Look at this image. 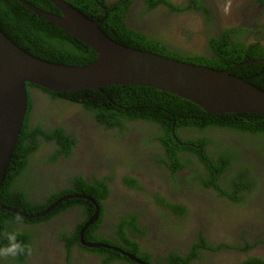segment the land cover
Returning a JSON list of instances; mask_svg holds the SVG:
<instances>
[{"label":"flooded vegetation","instance_id":"af4514ba","mask_svg":"<svg viewBox=\"0 0 264 264\" xmlns=\"http://www.w3.org/2000/svg\"><path fill=\"white\" fill-rule=\"evenodd\" d=\"M168 1L181 8L188 4L192 5L191 0L190 2L188 0ZM196 2L201 3L208 11L207 15L205 9L198 8L203 9L205 14L198 13L196 5L191 6L188 11L190 18L203 21L200 37L204 39L221 31L224 25L218 18L219 9L213 0H197ZM261 2L262 0H243V2L241 0L240 4H244L245 8L239 14L238 25L257 26L261 17L259 16L261 7L258 3ZM105 3L107 6L114 3L123 5L124 1L105 0ZM99 6L105 8L102 4ZM147 7L146 0L144 2L134 0L127 9L123 23L131 30L141 32L145 36L160 38L166 43L178 45L174 39L169 38L170 31L167 29L174 27L177 19H182L181 14L170 13L165 4L160 5L156 11L147 10ZM141 10H146L148 13L137 15ZM106 14L107 12L104 13ZM260 28L263 30V25ZM164 32L167 37H162ZM251 38L252 34L248 32L243 39L250 42ZM260 43L264 47V44ZM194 47L187 51L189 53L194 50L205 52V46L201 40L200 44H195ZM29 94L33 98L31 126L40 124L61 127L66 134L73 133L75 138L72 153L68 157L59 155L53 163L46 162L44 166L36 161L39 159L42 164L51 158L56 152V146L54 142L40 139V147L35 153L37 159L30 162L38 178L34 183L28 179L25 183L29 188L30 199L49 198L51 193H57L62 188H71L68 181L76 174L82 175L88 183L93 182V178L100 180L107 178L108 194L99 203L91 197L99 208L98 217L93 223L89 222L96 212V207L93 202L85 198L76 199L91 202L93 206L91 215L90 206L75 204L46 221L33 223L20 221L23 227L31 228L37 233L36 236L29 238L31 254H27L22 262L18 258L0 257V264H103L102 259H105V256L86 252L82 248L93 249L86 244H96L97 247L94 249L109 250L123 257L111 259V264H139L118 250L133 255L147 264H171L168 260L172 254L171 251H176L185 259L189 257L186 264H237L251 254L264 256V194L262 193L264 168L257 169L258 164L254 165L255 161L253 162L252 159L255 157L254 153L245 151L243 161L247 160L252 166L254 175L261 178L257 182V189L252 190L245 197V203L238 204L227 196L220 195L213 187L206 188L199 184L198 179H193V170L196 168L202 174L204 166L199 162L197 155L188 149L183 148L177 151L180 154L178 159L183 167L171 169L172 161L160 141L151 142L144 139L152 130L160 134L157 125H148L143 121H127L125 122L127 129L119 135L115 129L104 130L94 118H87L85 115L89 110L78 105L74 106L70 99L54 97L37 88H29ZM205 133L210 137V141L212 137L215 138L214 129L207 130ZM227 133L230 134V132L222 131V134L218 132L217 137L225 136ZM189 134L187 129L176 131V135L181 138L178 141L179 147L193 145ZM240 141L241 138L238 136L230 139L220 137L216 140V146H211L210 142L205 148L208 154H211L225 146L226 142L239 145ZM255 153L258 155L257 152ZM234 167L236 166H228L227 170L218 177V182L225 191L232 190L228 180L236 171ZM129 176L139 180L136 187L144 192L134 193L136 188L127 187L124 180ZM67 195L90 197L78 193L64 196ZM162 203L173 206L182 204L186 212L178 217L164 208L166 212L163 211L160 214L156 205H163ZM176 219L180 222L171 224V220ZM98 221V225L90 232V238L93 241L89 238L87 240L86 230ZM128 222L131 225H126ZM80 225L82 227L77 230ZM121 227L125 240L116 234ZM136 228L145 233L137 234ZM74 235L79 238L78 242H72L67 247L68 242L63 239V236L72 238ZM201 239L211 248L221 247L218 250L204 248L201 245ZM247 241L250 244L257 241V244L245 252L231 248L238 242L239 245H243ZM227 245L230 247H226ZM195 248L196 256L193 253Z\"/></svg>","mask_w":264,"mask_h":264},{"label":"trees","instance_id":"16d2710c","mask_svg":"<svg viewBox=\"0 0 264 264\" xmlns=\"http://www.w3.org/2000/svg\"><path fill=\"white\" fill-rule=\"evenodd\" d=\"M25 1L44 11L60 14L59 10L48 0ZM66 1L86 17L100 21L98 24L99 29L107 37L128 48L152 52L175 60L220 71L231 69L250 59L264 58V47L259 39L250 42L244 41V36L249 32V29L245 27L223 29L220 31L219 37L211 38L208 45L209 50L213 54L212 56H207L208 54L203 56L197 52L195 55H182L176 52L178 45L166 43L160 38L144 36L141 32L131 30L123 23L124 17L126 18L127 9L134 0H122L124 1L123 5L114 3L111 6H107L105 0ZM191 1H193L192 5L197 4V0ZM99 4H102L105 8H101ZM146 4L148 6L147 10L155 9L165 4L171 9V13L172 11H184L187 7L181 8L174 6L168 0H146ZM197 8L204 7L198 3ZM105 12H107L106 15H104ZM0 30L9 40L26 53L50 63L68 66H86L97 59L95 52L87 45L28 10L17 0H0ZM166 36L167 34L164 32L162 37ZM231 74L245 79L250 84L264 91L263 63L240 66ZM32 87L44 93L51 94L54 97L70 99L74 106H82V108L89 110L88 114L85 115L87 118H94L99 125L104 127V130L115 129L119 135H122L125 129H127L125 127V122L127 121H143L148 125H157L160 134L152 130L150 135L144 139H148L147 141L151 142L156 140L160 141L161 145L166 149V154L172 161L171 169L176 170L177 168L183 167V164L178 159L180 154L177 151L183 148L188 149L197 155L199 162L204 166V172L202 174L196 168L193 170V179H198L200 181L199 184L206 188L213 187L220 195L227 196L238 204L245 203V197L252 190L257 189V182L260 181L261 177L254 175L252 166L248 164L247 160L246 162L243 161L245 160L243 156L245 151L254 153L255 157L252 158L253 162L255 161L254 165L258 164L257 169L264 168L263 115L250 113L207 114L190 101L145 86L116 85L107 86L102 88L101 91L84 90L70 93H53L44 88L27 83L28 107L20 135L0 188V205L2 206L14 208L25 215H35L45 210L46 207L65 194L78 193L87 195L94 198L98 203L105 199L108 194L106 186L107 178L101 180L93 178V182L88 183L82 175L76 174L68 181V185L71 188H62L57 193H51L49 198L40 197L38 200L30 199L28 196L29 188L25 183L27 179L34 183L38 178L30 162L37 159L35 158V153L40 147V139L47 142H54L56 146V152L51 158L45 160L42 164L39 159L36 161L41 166H44L46 162L53 163L59 155H64L65 158L68 157L72 153V146L75 143L74 134H66L61 127L41 126L40 124L31 126L30 119L33 98L29 94V88ZM179 129H187L190 132L189 135L192 138L193 145H189V147L178 146V141L181 138L176 135V131ZM211 129H214L215 138L212 137L210 141V137L205 132ZM222 131L230 132V134L227 133L225 136L220 135L217 137V133L221 132L222 134ZM236 136L241 138L239 145L237 143L228 144L226 142L225 146L223 145V147H220L214 153L208 154L205 148L208 143L211 142V146H216V140L220 137L230 139ZM243 141H247L248 143H243ZM161 159L165 161L164 158ZM230 165H235L236 167L234 169L236 171L228 180L232 190L225 191L221 188L218 177ZM262 175L264 179V172ZM124 181L127 187L136 188L137 192H144V190H139L136 187L139 184L137 178L129 176ZM262 193L264 194V191ZM75 204H81L85 207L90 206V215L92 214L93 206L91 202L76 198L60 203L48 215L37 218V220L23 217H19L20 219L18 220V216L13 213L0 210V248L7 245L6 233L11 232L20 233L17 236V240L29 246V238L36 236L37 233L31 228L19 226L22 224L20 221L25 223L46 221L60 214L67 207ZM156 208L160 214L165 211L164 208H167L178 217H181L186 212L185 206L182 204L176 206L160 204L156 205ZM178 222H180L178 219L171 220V224L174 225ZM98 223L99 221L86 230L85 236L87 240L88 238L92 240L90 238V232ZM126 225L131 224L128 222ZM81 227L82 225L78 226L77 230ZM136 233L143 234L145 232L136 228ZM116 234L121 239H126L122 227ZM63 239L67 240V247L72 242H78L79 240L77 235H74L72 238L63 236ZM126 244L129 246L127 241ZM245 244V246L238 245L231 248L245 252L255 246L257 241L254 244H250L247 241ZM201 245L204 248L215 250L221 247L211 248L203 239H201ZM226 247L230 246L227 245ZM82 249L95 255H104L105 259H102L103 264H111V259L123 258L118 253H112V251L105 249ZM196 250V248L193 249L194 256H196ZM171 253L168 257L171 264H186L189 259V257L188 259L183 258L176 251H171ZM26 255L24 254L16 258L22 262ZM237 264H264V259L256 254H251L238 261Z\"/></svg>","mask_w":264,"mask_h":264},{"label":"water","instance_id":"95a60500","mask_svg":"<svg viewBox=\"0 0 264 264\" xmlns=\"http://www.w3.org/2000/svg\"><path fill=\"white\" fill-rule=\"evenodd\" d=\"M25 8L64 30L87 45L97 59L86 66L50 63L23 51L0 30V188L25 117L28 92L26 84L54 93L84 90L101 91L107 86L133 85L154 88L190 101L208 114L250 113L264 116V91L231 73L243 65L264 64V58L250 59L228 70H215L174 60L151 52L121 45L99 29V21L86 17L65 0H48L60 12L44 11L25 0ZM91 197L67 195L35 215L0 205V210L18 217L37 219L48 215L67 199ZM97 247L96 244H86ZM117 250V249H116ZM139 264H147L118 250Z\"/></svg>","mask_w":264,"mask_h":264},{"label":"rangeland","instance_id":"374dc122","mask_svg":"<svg viewBox=\"0 0 264 264\" xmlns=\"http://www.w3.org/2000/svg\"><path fill=\"white\" fill-rule=\"evenodd\" d=\"M141 1L144 2L145 0H141ZM188 1L190 2V0ZM240 1L241 0H213V3L219 9L218 18L219 20H221L222 24L224 25L223 26L224 29H230V28H236V27L249 28L250 29L249 32L252 34L251 41L255 39H259L264 44V2H261L260 4L258 3L259 7H261V10L259 11V16L261 17L259 18V23L257 22L258 25L253 26L251 24H248L246 26H240L238 25L239 24L238 22L239 14L245 8L244 4L242 3L240 4ZM186 6H187L185 9L186 11L179 12L182 16V19H179V20L177 19V22L175 23L174 27H171V28L169 27V31H170L169 38L174 39L178 44H183L185 46H190L193 44H200V40L202 39V37L200 36H201V28L203 25V21H201L198 18H190L189 17L190 14L188 13V11L191 9L190 8L191 5L188 4ZM226 8H227V11H225ZM197 10H198L197 11L198 13L205 14L203 9L200 10L197 8ZM168 11L171 12L170 10ZM143 13L147 14L148 11L141 10L138 12L137 15H140ZM261 25H263V30H261L260 28ZM20 226L23 227V224H20ZM238 245H239V242L236 244V246ZM259 257L264 258V256H259Z\"/></svg>","mask_w":264,"mask_h":264},{"label":"clouds","instance_id":"9594fccd","mask_svg":"<svg viewBox=\"0 0 264 264\" xmlns=\"http://www.w3.org/2000/svg\"><path fill=\"white\" fill-rule=\"evenodd\" d=\"M264 2V0H262ZM70 4V3H69ZM198 4V3H197ZM197 4H195L197 6ZM201 4V3H200ZM71 5V4H70ZM164 5V4H163ZM195 5H191V6H195ZM190 6V8H191ZM74 7V6H73ZM159 7V6H158ZM158 7L153 9V10H158ZM204 7V6H203ZM197 8V7H196ZM168 9L171 11V9L168 7ZM205 9V8H203ZM186 11V10H184ZM205 11L208 13V11L205 9ZM225 11H227V8L225 9ZM173 12H183V11H172ZM171 13V12H170ZM242 28V27H241ZM224 29V28H223ZM222 29V30H223ZM167 31H169V29H167ZM144 35V34H143ZM145 36V35H144ZM220 36V30L218 32H215L214 34H212L211 36H207L204 39H201V43L205 46V52L201 53L199 50H194L193 52L189 53L187 50H189L190 48H193L195 44L190 45V46H185L183 44H178V50L176 52L182 54V55H195V53L197 52L198 54H201L203 56H212L213 54L211 53V51L209 50V45L208 42L211 40V38H215V37H219ZM148 37V36H147ZM167 37V36H166ZM185 48V49H182ZM196 49V46L194 47ZM209 50V51H208ZM152 53V52H151ZM154 54V53H153ZM206 54V55H205ZM158 55V54H157ZM162 56V55H161ZM172 59V58H171ZM175 60V59H174ZM180 61V60H178ZM183 62V61H182ZM186 63V62H185ZM190 64V63H189ZM194 65V64H193ZM205 67V66H204ZM209 68V67H207ZM213 69V68H212ZM34 88V87H32ZM54 93V92H53ZM28 107V104H27ZM82 107V106H81ZM27 110V109H26ZM208 114V113H207ZM99 125V124H98ZM100 127H102V129H104L103 126L99 125ZM142 192V191H141ZM134 193H138L136 190L134 191ZM18 220L20 219L19 217L17 218ZM20 235V233L18 232H11V233H6V239L8 241L7 245L4 246L3 248H0V257L2 258H8V257H12V258H16L18 256L24 255V254H31L32 249L27 245V244H22L21 242H19L17 240V236Z\"/></svg>","mask_w":264,"mask_h":264}]
</instances>
